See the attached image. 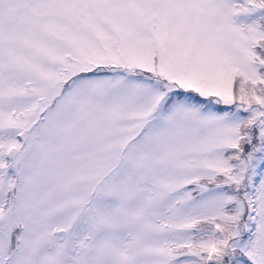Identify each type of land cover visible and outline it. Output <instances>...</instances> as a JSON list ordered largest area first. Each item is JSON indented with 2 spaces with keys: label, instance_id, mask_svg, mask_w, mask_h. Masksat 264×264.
Instances as JSON below:
<instances>
[{
  "label": "snow or ice",
  "instance_id": "obj_1",
  "mask_svg": "<svg viewBox=\"0 0 264 264\" xmlns=\"http://www.w3.org/2000/svg\"><path fill=\"white\" fill-rule=\"evenodd\" d=\"M0 264H264V0H0Z\"/></svg>",
  "mask_w": 264,
  "mask_h": 264
}]
</instances>
